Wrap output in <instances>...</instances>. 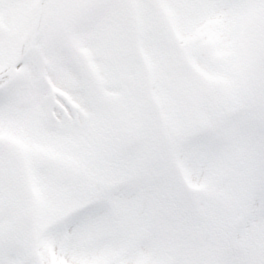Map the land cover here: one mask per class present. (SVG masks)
Masks as SVG:
<instances>
[{
	"label": "snow or ice",
	"instance_id": "6c2138e0",
	"mask_svg": "<svg viewBox=\"0 0 264 264\" xmlns=\"http://www.w3.org/2000/svg\"><path fill=\"white\" fill-rule=\"evenodd\" d=\"M0 264H264V0H0Z\"/></svg>",
	"mask_w": 264,
	"mask_h": 264
}]
</instances>
